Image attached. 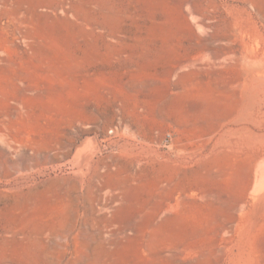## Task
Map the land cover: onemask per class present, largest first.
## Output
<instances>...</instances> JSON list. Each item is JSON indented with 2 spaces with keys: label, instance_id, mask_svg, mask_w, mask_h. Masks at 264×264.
<instances>
[{
  "label": "rangeland",
  "instance_id": "374dc122",
  "mask_svg": "<svg viewBox=\"0 0 264 264\" xmlns=\"http://www.w3.org/2000/svg\"><path fill=\"white\" fill-rule=\"evenodd\" d=\"M0 264H264V0H0Z\"/></svg>",
  "mask_w": 264,
  "mask_h": 264
}]
</instances>
